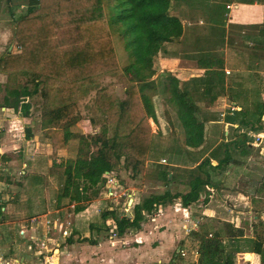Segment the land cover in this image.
Instances as JSON below:
<instances>
[{
    "label": "trees",
    "instance_id": "trees-1",
    "mask_svg": "<svg viewBox=\"0 0 264 264\" xmlns=\"http://www.w3.org/2000/svg\"><path fill=\"white\" fill-rule=\"evenodd\" d=\"M26 3V12L15 21L16 48L0 56V71L11 79L3 88L2 104L27 117L31 114L30 99L38 93L40 84L46 90H42L41 95L51 96V101L42 103L41 119L42 136L51 145L47 174L62 179L57 197L66 199L72 204V210L78 212L104 189L108 174L115 176L113 170L125 154L124 149L136 162L162 154L164 149L148 121L149 117L156 119L148 91L153 89L157 93L160 81L152 77L156 55L164 50L166 43L180 41L183 25L179 16L172 14L171 0H26ZM113 35L122 50L123 62L118 58ZM198 61L206 68L203 77L182 81L171 72H165L159 91L173 111L175 123L182 132L180 145L185 147L184 153L192 162L197 159L193 158L191 149L206 142V115H202V106L198 103L201 99L195 97L202 94L205 100L212 101L222 89L223 57L211 55ZM121 63L122 71L129 77L121 73L115 81L98 86L99 77L116 75ZM19 75L26 80L20 83ZM216 76L218 83L214 81ZM120 82H129L124 86L123 98L115 89V84ZM93 87V105L102 116L100 134H80L75 156L59 158L57 151L71 138L69 126L74 118L66 119L65 114L78 96L87 94ZM262 109L257 114L249 112L247 120L238 119L236 123L250 131H259ZM226 118L232 122V118ZM30 136L27 127L26 137ZM248 141V135L243 132L239 140L221 144L223 156L215 158L216 164H212L210 155L191 166L185 191L169 189L167 183L173 180V175L168 176L169 171H163L161 177L165 174L167 182L163 192L144 197L134 206L132 217H120L115 210L101 211L102 223L113 216L115 231L123 234L129 229H140L141 209L149 210L153 203L165 205L179 198L180 205L188 207L200 197L206 198L208 189L218 185L212 173L226 169L229 164L241 163L243 156L252 150ZM2 205L0 203V219ZM189 234L194 238L189 248L197 247L198 264H235L233 253L220 237H204L193 231ZM82 240L96 242L90 238ZM248 241L251 245L247 250L258 258L255 264H264L261 215L256 216L253 236ZM67 242H72L71 237ZM165 264H176L175 258Z\"/></svg>",
    "mask_w": 264,
    "mask_h": 264
},
{
    "label": "rangeland",
    "instance_id": "rangeland-1",
    "mask_svg": "<svg viewBox=\"0 0 264 264\" xmlns=\"http://www.w3.org/2000/svg\"><path fill=\"white\" fill-rule=\"evenodd\" d=\"M12 8L17 9L16 14H24L26 12V8L21 7V3H26V0H11ZM27 5V3L25 4ZM20 10V11H19ZM17 15V17H19ZM15 25V24H14ZM14 30V26H13ZM113 42L114 46L117 50L118 58L123 62L122 57V50L119 46V42L115 39L116 37L113 35ZM12 40L14 41L13 31H12ZM188 44V43H186ZM239 44V43H238ZM237 44V45H238ZM189 46H192V44H188ZM187 48V47H186ZM177 53L178 50H175ZM168 54V55H167ZM212 51L210 53H203L200 57L203 59V61L210 57L211 55H214ZM227 54V53H225ZM249 56L252 59H256L257 61H261L264 59V46H260V50L257 51V48L254 49L251 47V51H249ZM173 57V59H172ZM262 57V58H260ZM176 58L175 55L170 53L169 50H161L156 55L153 66L155 67V73L153 74V78L157 80V82L163 79V75L165 72H175L180 73L182 75L183 68H191L194 67L192 65L187 64L186 62L183 63V61H179L174 59ZM203 61L201 63H203ZM232 64V63H231ZM230 65V63H229ZM124 65L121 63L119 65V72H116V75L108 76L103 75L99 77L98 80V86L104 85L109 81H115V77L118 76V74H121L126 77L128 76L127 73H124L122 71ZM129 77V76H128ZM222 77V75H221ZM20 80V83L25 81L23 76L17 77ZM29 79V77H27ZM214 81L218 83L219 77H214ZM157 84V93L156 91H153V89L148 91V94L151 98V102L153 103L154 112H155V118L153 119L151 117L148 118V121L150 123L151 131L154 133V135L157 138V142L159 143L160 147H162L163 152L160 155H157V157H154L151 159V161H144V162H136L135 158L131 155H128L126 150L124 149V155L121 156L120 160L116 163V166L114 167V175L108 174L107 177H111L116 183L110 188V190H113L116 194L114 196H110L108 192H106V188L100 189L101 192H103L100 196V193H98L95 197L92 199H96L98 197L99 199L103 198V195L107 196L106 200H102L103 203L107 202V204L111 205V203L108 201V199H111L113 203V208L118 212V214L124 213V216L132 217L135 213V205L140 204L142 199L146 196H148L151 193L163 192V190L166 188V180H165V174L164 178L161 177L163 171H167L171 169L172 167L169 165V163H179L181 167H177L179 169L177 172L173 175V180H171V185L169 189L172 191H183L187 187H182L181 184L183 182L186 183L188 179V171L191 168V166H194L195 164L189 160L186 156V153L179 157V152H177L179 149V145L181 144L182 140V132L180 128L177 126L174 120V114L171 110V107L163 101L162 94L160 95V89H161V82ZM223 77L221 78V87L222 90L224 88L223 84ZM128 83H116L115 89L118 93V95L123 98L125 96L124 94V86H127ZM95 87V86H94ZM90 88L88 90V93L85 95H80L77 97L76 102L71 106L70 109H68L67 115L65 114V118L68 119L70 117H74L72 119V123L69 126V129L71 131V144L68 146L63 154L66 155V157H74L76 154L77 146H78V138L80 134H86V135H98L100 134V131L102 129V116L98 110L95 109V106L93 105V95L95 89ZM38 93L35 94L30 100L33 103L31 108V114L26 117L24 120L23 118L19 117L17 120H12L10 123L6 125V128H0V143L2 146L1 149H4L3 147H6V151H2V154L6 153L8 159V171L5 169H0V188L2 187L0 194L7 195L8 197L11 195H15L13 198H7V200L4 201L5 205L8 207V212L6 210L5 215H3V218L0 220V254L3 258H7V254L11 255L13 254L16 257L22 256L23 260H31L29 264H42L40 261L41 255L37 252L38 249H31L28 250L26 247V244L28 242V236L25 235L26 232L21 234L19 232V222L20 223H27L26 219L35 213L41 212L39 208H43L41 199H38L37 202L32 201V206H26L24 203L19 202V206L17 207L14 203V199L18 197L21 193V189L18 190V186H16L15 179H12L11 177H21L22 175H19L18 170L20 169V166L22 162L25 160V157L27 158L29 154L44 150V140L42 136V126H41V119H42V112L43 107L42 103L45 100L51 101V96H44L41 95V93L45 92L46 90L44 87H42V84L39 85ZM43 90V92H41ZM228 92V91H226ZM253 92H259V91H253ZM160 95V96H159ZM220 95V94H219ZM195 97V96H194ZM195 98L203 99L205 96L202 94L196 95ZM234 99H237L234 94ZM264 91L259 92L258 95L253 96L251 99V107L254 114L258 113V109H262L264 106ZM48 100V101H49ZM201 101V100H200ZM212 102V101H211ZM249 103V102H248ZM253 103V106H252ZM202 106V115H206L207 113L204 111L206 105L200 104ZM229 107V106H228ZM210 109V108H208ZM214 111V107H211ZM230 111H232L230 108H228ZM256 109V110H255ZM13 113V110L10 109ZM15 113V112H14ZM16 114V113H15ZM247 115V113H246ZM245 115V116H246ZM207 126H210L208 122H204V130L208 131ZM5 127V126H4ZM29 127L31 131V136H33V141L26 137V128ZM214 129L216 132L213 135V141L218 140L219 135L222 134V124H213ZM232 128V127H231ZM231 128L228 130L231 131ZM4 129V130H3ZM245 129V130H244ZM233 130V128H232ZM236 130H242L249 132L248 134L251 135V132L247 127H236ZM264 132V125L262 123V129H260ZM1 131H6V133L2 134ZM111 134V131L109 130V133ZM207 134V132H206ZM262 134V133H261ZM263 135V134H262ZM224 136H226L224 134ZM254 136L255 142L251 140L252 143L251 152L247 153V155L243 156L245 163H247V167L250 169L255 168L256 170H250L248 171V179L243 180L240 183V187L244 188V191L246 192H252L260 191L262 188H264V155L261 154L258 150L264 149V136L259 138V140H256V135ZM93 139V137L91 138ZM211 138H206V146L202 149H193L191 152L193 153V158L197 159L199 158L200 154L203 153L209 144H211ZM221 142L218 141L217 145L214 147V151L220 147V150L218 151V155H211L212 158H217V156L221 155L222 153V145ZM226 143V142H225ZM224 147V146H223ZM92 149L95 148L94 145L91 147ZM183 152H185V147H182ZM202 149V150H201ZM201 150V151H200ZM177 152V153H174ZM258 152V153H257ZM213 153V152H212ZM183 156V157H182ZM30 157V155H29ZM164 159V162L162 161ZM243 161V162H244ZM230 167V166H229ZM228 167V168H229ZM5 170V171H4ZM225 170V169H224ZM220 173L222 176H227V173L225 171ZM170 173V172H169ZM181 173V174H180ZM247 173V172H246ZM217 174L212 173V179L216 181ZM26 176V175H25ZM106 177V178H107ZM163 178V179H162ZM180 178V179H178ZM220 179V178H219ZM8 185H6L7 183ZM62 179L60 177L56 176H49L46 177V180H44L45 183V190L43 191L44 195V202L46 203V206H44L45 211L51 210L49 213V218L57 217V219H61L64 224V226L67 227L68 234H64L62 232H58L56 230L51 229V225L48 224V228L42 230H37L39 233V236L44 234L46 237H49L50 240L52 238L55 240L56 248L58 245L59 250L57 252H54V248H52V254L49 258L47 264H165L169 261L170 257H167L166 253L163 251L158 250L159 246V238L162 234H152L154 231H161V229L168 228V226L165 224H169V222L172 223L169 230L174 231V236L179 239L184 235H180V232H189L187 228H185V224L187 223V213H183L184 215V223H179L178 220L180 218V215L173 214V216H168L164 212V208L166 205H155L153 208L149 210H142L140 212V215L142 217L141 220V226L139 230L129 229L126 230L123 234H118L114 229L113 222H110V227L102 228L99 230V232L94 235L96 238L95 243H90V241H83V238H88L93 240L92 236H82L79 234V236L75 237L71 236L72 232L69 227L68 221L70 220V225L74 226V222L71 218L72 213V207H70V203L66 199L58 198L57 192L58 189L62 185ZM181 183V184H180ZM244 186V187H243ZM27 188L26 186H24ZM262 187V188H260ZM260 188V189H259ZM259 194V192H258ZM262 195V194H261ZM25 196V195H24ZM252 196V195H251ZM90 199L88 202L85 203V206L91 202ZM229 201H234V204L236 205V201L228 198ZM251 201V207H253L254 213H256V216L261 215V218L264 221V199L261 197L254 198L252 197ZM222 201V200H221ZM179 200L171 203L172 210L174 211V208L179 207ZM223 204H225L227 207H231L232 203L229 204L223 201ZM198 206H195V212L189 213L191 216L196 215ZM106 205L100 210H110L105 209ZM244 209L245 206L243 204L237 205L236 209ZM98 206L94 207V210L96 211V215H99L101 212L98 210ZM168 209V208H166ZM171 210V209H170ZM169 210V211H170ZM171 210V211H172ZM178 211V210H177ZM175 212V211H174ZM167 217H165V215ZM67 218L69 220H67ZM82 218V217H81ZM56 219V220H57ZM189 219V218H188ZM66 220V221H65ZM198 217L194 218V221H197ZM252 220V227L251 231H253V225L256 222V217L251 218ZM78 223L81 224V227L79 230L82 232L85 231L84 223L83 221L78 218ZM159 221V222H158ZM216 219L214 221L210 220L208 222H205L200 225V228L203 226L206 228V230L212 231L215 227ZM60 222L57 221V227ZM197 224V222H196ZM238 225L243 226V222H237ZM75 227V226H74ZM185 230V231H184ZM228 230V233L236 232V230H231L230 227ZM178 231V233H176ZM238 231V230H237ZM44 232V233H43ZM146 232V233H145ZM73 233H75L73 231ZM180 235V236H179ZM253 235V234H252ZM71 237L72 242H67V239ZM242 241V240H239ZM195 242V241H194ZM226 248L228 251L233 253V257L235 259V264H255L253 262V255L252 259H248L247 252L244 254H241L238 256V251L244 249V247H235L232 246L235 245L231 238L225 241ZM186 242H177L174 244L173 248L169 250V252L176 253L175 262L176 264H198V254H197V247L193 246L192 248H189V246H186ZM52 245L49 243L48 248H51ZM264 247V244H263ZM137 249V250H136ZM180 250L184 253L181 255L179 252ZM131 251H134L133 253ZM43 252V250H42ZM181 252V253H182ZM44 253V252H43ZM247 254V258L244 256ZM170 255V253H169ZM10 257L11 260L15 259V257ZM131 257H136V260H133ZM29 262V261H28ZM3 260L1 261V264H3ZM257 263V262H256ZM10 264H15V262H11ZM18 264V263H17ZM19 264H23L20 262Z\"/></svg>",
    "mask_w": 264,
    "mask_h": 264
},
{
    "label": "crops",
    "instance_id": "crops-1",
    "mask_svg": "<svg viewBox=\"0 0 264 264\" xmlns=\"http://www.w3.org/2000/svg\"><path fill=\"white\" fill-rule=\"evenodd\" d=\"M12 4L13 3L11 0H0V56L5 52H14L16 48V44L12 40V31H14L13 26H15L14 24L18 18V14H16L17 9L12 8ZM25 4L26 3H21L19 5L20 8L24 6L26 8ZM171 4L172 14L178 15L181 19L183 33L180 37V41L166 43L164 50H169L171 54L173 53L176 57L174 59L194 66L191 68H183L182 75L175 72L171 73L179 77L182 81H189L194 77H203L206 68L200 65L198 61V59L201 58L200 56L203 53H210L212 51L213 53L215 52L214 55H221V57H223L221 75L224 79L223 84L225 85V89H220L221 92L216 94V97L212 100V102L205 100V98L198 102L199 104L206 105V107L203 109H205L204 111L207 113L206 122H208L210 126H207L208 131L206 130L207 134L205 132V137L211 138L212 143L207 146V149L201 153L199 158H197V161H194L193 163L196 165L200 160L209 157L210 155H218L220 147L214 151V147L217 145L218 141L221 142L220 144H223L230 140H239L243 132L248 135V145L252 147V143L255 142L253 135L259 136L262 140L264 132L262 130L252 131L250 135L248 134L249 132L244 131L245 129L242 130V132L240 130L235 131V129L236 127H239L238 123H236L238 119H248V113L252 111L251 99L253 96L264 91V59L257 61L256 59H252V57L250 58L249 56L251 47L254 49L257 48V51H259L260 46H264V0H171ZM20 15H22V13H20L18 16ZM186 43L192 44V46H189ZM175 50H178V52L176 53ZM8 80L11 81L10 77H8L5 72L0 71V86L2 88L0 91V128H6L8 123H10L12 120H17L19 117H21V119L23 118L24 120L26 119V117L20 116L17 112H15V114L14 111L13 113L11 111L10 114L9 111L11 108L2 104V98L5 93L3 88L5 87V84L8 82ZM234 94L237 99L233 98ZM262 100H264V98ZM31 105H33V103ZM230 106H234L232 111L228 109ZM211 107H214L215 110L212 111L213 109H211ZM259 111L260 109H258V112ZM226 116L232 118V122L226 121ZM261 119L264 125V106L261 112ZM219 123L222 124L221 130L223 135H219L218 140L213 141L212 134H214L216 130L212 126L213 124L215 125ZM229 128H231V131L228 130ZM1 132L2 134L6 133V131ZM224 134L226 136H224ZM29 138L33 141V136H30ZM42 138L44 140V150L35 151L29 154L30 157L29 155L27 158L25 157V160L22 162L20 169L18 170L19 175L22 176L11 177L12 179H15L16 183L14 184L18 186V190L21 189L20 195L14 199V203H16L15 205L17 207L19 206V202L24 203L26 206H32L31 202H37L36 199H38V202L39 199H41L42 202L43 208H39L41 212L30 215L26 219L27 223L24 224L19 222L18 224L19 229L24 228L26 236H30L32 234L34 236H39V233L37 232L39 230L43 231L44 229H47L48 224L52 225L53 222L57 223V221L60 223L63 222L61 219H57V217L49 218V213L51 210L45 211L44 208V206H46V203L44 202L45 200L43 198V191L46 187L44 180H46V177H49L47 172L48 167L51 164V159L49 158L51 145L47 139L44 137ZM251 140H253V142H250ZM71 141L72 138L68 140L64 148L57 151L59 158L66 157L63 152L68 146L72 145ZM205 146L206 142H204V144H202L200 147L196 148V150L200 148L203 149ZM1 147L2 146H0V169H5L8 171L9 158L7 157L6 153L2 154V151H6L7 148L3 147L4 149H1ZM221 148L223 151L224 147L222 146ZM179 149H182L181 145H179ZM192 150L193 149H191V151ZM258 151L264 155V149H259ZM177 152H179V157L181 154H185L183 149L178 150ZM177 152L174 151V153ZM222 156L223 155L221 153V155L217 156V158L220 159ZM151 159L152 158L147 159L146 162L151 161ZM210 159L212 164L217 163L215 158L211 157ZM242 160L244 161V158H242ZM243 161L239 164H229L224 170L225 173H227V176H221L220 173L223 172V170L217 169L216 173L214 174L218 173L217 179H215L218 181V185L208 189L209 193L206 198L200 197L188 207L179 205V207L174 208L175 212L172 210L173 206L171 203H168L167 206H165L164 212L168 216H173V214L178 215L179 213V223L182 224L184 223V219H187L186 224L189 226L192 222H197V224L192 229H187L189 232L185 233L181 231L180 235H182V233L184 235H182V237L179 239L174 236V231L169 230L172 225L171 222H169V224H165V226L167 225L168 228L161 229V231L153 230L154 232L152 234L154 235H158L160 233L162 234L161 237H158L160 241L158 250L166 253L167 257L171 258L172 256V258H175L174 256H176V253L171 254L169 250H171L174 244L177 242H186V246H190L192 243L191 240L194 238H192L189 233L190 231H193L199 235H204V237H220L224 243L226 240L231 238L236 247H244V249L241 248V250L238 251V256L247 252L248 259H252V255L253 262L258 259L253 252L247 250L250 249L251 245L248 239L253 236V231H251V218L256 217V213H254L255 211H253V207H251V201L253 200L252 197H261L264 199V188H262L260 191H255L252 193L246 192L244 191V188L240 187V183L243 180L248 179V171L253 169L256 170L255 168L250 169L247 167V163ZM169 165L172 167L168 170L170 172V176L174 175V173L179 170L177 167H181L179 163L171 162ZM6 185H8V183ZM167 185L170 187L171 181L168 182ZM181 186L187 187V184L183 182ZM1 189L2 187L0 188V191ZM103 192L100 193V196ZM156 193L160 192L157 191ZM14 196L15 195H11L9 197L13 198ZM9 197L7 195L3 196V194H0V203L3 204L1 207L2 218L3 215L6 214L3 212H6L8 209L4 201ZM98 197H96V199H92L91 202L84 207V209L78 212L72 211L71 218L75 227L70 225V220L67 218V220H69L67 224H69L71 229L72 238L73 236H79L78 233H80L81 237L92 236L93 239L97 241L94 235H96L100 229H106L107 227H110V222H113L114 224V220L112 219L113 216H108L105 222L102 223V219L100 217L101 213L96 215L97 213L94 210V207L98 206V210L100 211L104 205H106L107 209L115 210V208H113L114 202L111 199H108V201L111 203V205H109L107 202L103 203V201L108 198L106 195H103V198L101 199ZM228 198L235 200L236 205L234 204V201H229ZM177 200H179V198L175 199V201ZM223 201L228 204L231 202L233 208L227 207L225 204H223ZM241 204H243L245 208L236 209V206ZM155 205L159 206V204L153 203L154 207ZM198 205L199 207L197 208V213H195L196 215L191 216L193 215L192 213L195 212V206ZM70 207H72V204H70ZM183 213H187L186 218H184ZM189 213H191V215ZM116 215L122 217L124 216V213L118 214L117 212ZM167 215H165V217H167ZM196 217H198V220L194 221V218ZM78 218H80L84 223V232L79 230L81 224L78 223ZM215 219L217 224H215V228L212 231L206 230L204 226L203 228H200L201 224L210 220L214 221ZM243 221L245 223L243 226L237 224V222L240 224V222ZM229 227L231 230H236V232L228 233L227 229H229ZM73 231L75 233H73ZM176 233H178V231ZM43 235L44 234L41 236ZM52 247H54V252L59 250L58 245L56 248V244L55 246L52 245ZM131 252L133 253L134 251ZM247 254L244 256L246 257ZM12 256L14 255L7 254V259H10ZM14 257V260H16L15 264H19L20 262L23 264H29L31 262V260L24 261L22 256L19 258L16 256ZM131 258L136 260V257ZM10 261L13 262L11 259Z\"/></svg>",
    "mask_w": 264,
    "mask_h": 264
},
{
    "label": "built area",
    "instance_id": "built-area-1",
    "mask_svg": "<svg viewBox=\"0 0 264 264\" xmlns=\"http://www.w3.org/2000/svg\"><path fill=\"white\" fill-rule=\"evenodd\" d=\"M230 109L233 110L234 106H230ZM259 138H260L259 136H256V140H259ZM162 161L164 162V159H162ZM115 183L116 182L111 177H107L106 178V183H105L104 187L106 188V186H107L105 191L108 192V194L110 196H114L116 194L113 190H110V188ZM185 226H186L185 228L190 230V229H192L193 227L196 226V223L192 222L190 224V226L188 224H185ZM51 229L52 230H56L57 229L58 232H62L63 231L64 234H66V235L68 234L67 227L64 226V224H62V223H59V225L57 227V223L53 222V224L51 225ZM24 231H25L24 228H20L19 229V232L21 234H23ZM28 238L29 239H28V242L26 244L27 249L28 250H31L32 248L33 249H38L37 252L40 253V255H41L40 261L42 262V264H47L49 258L51 257L50 253H52V250H53L52 248H54V247L48 248V245H49V243H51V245L55 246V242H54L55 240L53 238H52V240H50L49 237H46L45 235H43V236H34L33 234L28 236ZM42 250H43L44 253L42 252ZM181 252L182 251L180 250L179 253L181 255H183L184 253L183 252L181 253ZM2 260L4 262L3 264H10L11 263L10 259L3 258L2 255L0 254V264H1ZM12 261L15 262L16 260L13 259Z\"/></svg>",
    "mask_w": 264,
    "mask_h": 264
},
{
    "label": "water",
    "instance_id": "water-1",
    "mask_svg": "<svg viewBox=\"0 0 264 264\" xmlns=\"http://www.w3.org/2000/svg\"><path fill=\"white\" fill-rule=\"evenodd\" d=\"M256 110V109H255ZM168 176H170V174H168Z\"/></svg>",
    "mask_w": 264,
    "mask_h": 264
}]
</instances>
